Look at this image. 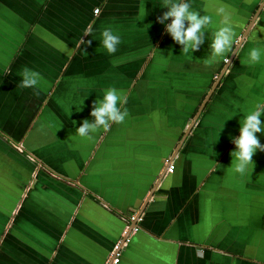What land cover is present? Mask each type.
<instances>
[{
  "label": "crops",
  "instance_id": "crops-1",
  "mask_svg": "<svg viewBox=\"0 0 264 264\" xmlns=\"http://www.w3.org/2000/svg\"><path fill=\"white\" fill-rule=\"evenodd\" d=\"M188 2L212 23L185 54L163 0H0V264H264V152L243 176L231 156L264 104V0ZM221 6L236 36L213 57ZM109 88L125 122L80 137Z\"/></svg>",
  "mask_w": 264,
  "mask_h": 264
},
{
  "label": "clouds",
  "instance_id": "clouds-1",
  "mask_svg": "<svg viewBox=\"0 0 264 264\" xmlns=\"http://www.w3.org/2000/svg\"><path fill=\"white\" fill-rule=\"evenodd\" d=\"M165 8L168 9L161 17H158L157 23L165 24L166 32L173 41L182 46V52L192 53L198 51L205 41V29L212 23V17L209 15L201 16L199 12L193 11L188 0H163ZM217 15L222 16V27L212 36L210 45L211 55L213 57H223L233 48L235 41V32L233 30L230 15L224 6L217 8ZM171 19L170 24L165 22ZM102 45L111 54L118 50L120 37L114 34L111 28H105L102 33ZM84 36H88L86 32ZM81 43L89 46L91 41ZM261 48L250 50V61L257 63L261 59ZM21 87L34 88L42 79L39 72L24 67L21 72ZM127 100L118 93L117 89L109 88L104 97L96 101L90 115L94 117V122L90 123L87 119L76 130V134L82 138L92 139L94 133L101 128L107 132L112 124H123L129 115L126 105ZM264 115V104H257L255 109L244 119L240 127L238 138H232L236 150L231 153L235 157V172L241 176L246 174L250 166H254L253 156L257 151L264 152V145L260 143L257 133H264V123L261 116Z\"/></svg>",
  "mask_w": 264,
  "mask_h": 264
},
{
  "label": "water",
  "instance_id": "water-1",
  "mask_svg": "<svg viewBox=\"0 0 264 264\" xmlns=\"http://www.w3.org/2000/svg\"><path fill=\"white\" fill-rule=\"evenodd\" d=\"M240 44H241V42L238 43V45H236V47L234 48L233 53H232V55H231V58L228 60V62L225 63V65H224V67H223V69H222V73H221V75L219 76V78L215 81V83H214V85H213V87H212V90L217 86V84L219 83V81H220V79H221L223 73L227 70V68H228V66H229V63H230V61L232 60L233 56L235 55L237 49L240 47ZM208 96H209V95H208ZM207 98H208V97H206L205 100H207ZM194 122H195V121H194ZM194 122H193V123H194ZM133 227L136 228V225L133 226ZM133 227L130 228V231H132V230L134 229ZM112 258H114V257H112ZM109 264H110V263H109Z\"/></svg>",
  "mask_w": 264,
  "mask_h": 264
},
{
  "label": "built area",
  "instance_id": "built-area-1",
  "mask_svg": "<svg viewBox=\"0 0 264 264\" xmlns=\"http://www.w3.org/2000/svg\"><path fill=\"white\" fill-rule=\"evenodd\" d=\"M97 12H98V11L96 10V11H95V14H97ZM173 169H174L173 166L170 165L167 171H168L169 173H171V172L173 171ZM132 219H133V218H132ZM118 254H119V247L116 246V247H115V255H114V258H113V263H114V264H116V263L119 261V260H118Z\"/></svg>",
  "mask_w": 264,
  "mask_h": 264
}]
</instances>
